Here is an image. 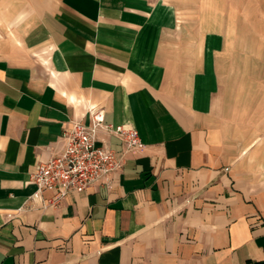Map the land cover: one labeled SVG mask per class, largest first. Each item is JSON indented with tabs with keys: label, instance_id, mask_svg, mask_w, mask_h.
I'll return each instance as SVG.
<instances>
[{
	"label": "crops",
	"instance_id": "crops-1",
	"mask_svg": "<svg viewBox=\"0 0 264 264\" xmlns=\"http://www.w3.org/2000/svg\"><path fill=\"white\" fill-rule=\"evenodd\" d=\"M199 20L172 0H0V264H264V77ZM90 108L143 147L44 209L29 175Z\"/></svg>",
	"mask_w": 264,
	"mask_h": 264
},
{
	"label": "built area",
	"instance_id": "built-area-1",
	"mask_svg": "<svg viewBox=\"0 0 264 264\" xmlns=\"http://www.w3.org/2000/svg\"><path fill=\"white\" fill-rule=\"evenodd\" d=\"M88 118V123L71 121L63 128L61 153L38 163L29 175V181L36 187L30 198L40 200L44 209L57 205L68 193L84 191L102 177L117 172L126 154L143 147L133 126L105 124L104 113L97 108L88 109ZM101 130L119 139L121 154L97 144ZM48 189L54 191V196L43 201L42 193Z\"/></svg>",
	"mask_w": 264,
	"mask_h": 264
},
{
	"label": "rangeland",
	"instance_id": "rangeland-1",
	"mask_svg": "<svg viewBox=\"0 0 264 264\" xmlns=\"http://www.w3.org/2000/svg\"><path fill=\"white\" fill-rule=\"evenodd\" d=\"M190 21L223 27L228 37L226 54L231 67H253L264 77V0H172ZM199 20V21H200ZM262 78V77H261ZM257 79H255L256 81ZM255 90L259 91L260 83ZM254 90V91H255ZM257 99L258 92H255ZM263 104L261 105V107Z\"/></svg>",
	"mask_w": 264,
	"mask_h": 264
}]
</instances>
